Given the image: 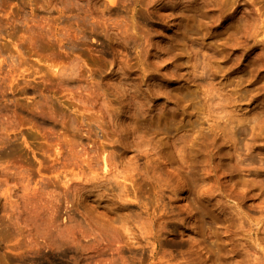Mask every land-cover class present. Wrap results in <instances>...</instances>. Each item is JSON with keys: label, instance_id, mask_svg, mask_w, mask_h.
Returning a JSON list of instances; mask_svg holds the SVG:
<instances>
[{"label": "rangeland", "instance_id": "374dc122", "mask_svg": "<svg viewBox=\"0 0 264 264\" xmlns=\"http://www.w3.org/2000/svg\"><path fill=\"white\" fill-rule=\"evenodd\" d=\"M0 264H264V0H0Z\"/></svg>", "mask_w": 264, "mask_h": 264}]
</instances>
